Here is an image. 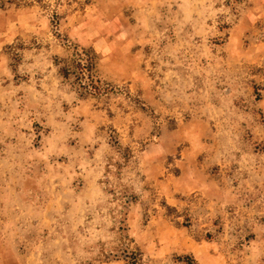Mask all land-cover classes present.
<instances>
[{
    "label": "rangeland",
    "instance_id": "obj_1",
    "mask_svg": "<svg viewBox=\"0 0 264 264\" xmlns=\"http://www.w3.org/2000/svg\"><path fill=\"white\" fill-rule=\"evenodd\" d=\"M263 4L0 9V264H264Z\"/></svg>",
    "mask_w": 264,
    "mask_h": 264
},
{
    "label": "crops",
    "instance_id": "obj_2",
    "mask_svg": "<svg viewBox=\"0 0 264 264\" xmlns=\"http://www.w3.org/2000/svg\"><path fill=\"white\" fill-rule=\"evenodd\" d=\"M260 11H262V12H260ZM257 13H262V15H264V4H263V6H262V9H259L258 10V12H256V10L255 9H250L249 11H247V13L246 14H244L243 15V17H242V19H241V22L238 24V26H237V30H238V32H240V31H244V30H246V29H250V28H252V25H254L255 23L253 22L254 20H252L253 19V17H255L256 15H257ZM261 15V14H260ZM253 16V17H252ZM259 16V15H258ZM256 19V18H255ZM235 29V30H236ZM240 44V42H237L236 43V48L238 49L239 48V45ZM233 45H235V44H233ZM254 45V44H253ZM259 48V49H258ZM264 51V42H261V44H255V46H253L252 48H251V50L249 51V52H247V54L246 55H241L244 59H249L250 60V58H252V56H254V54H257V52L258 51ZM262 55H259V56H264V52L263 53H261ZM208 253H210V251H208ZM204 257L205 256H203V259H204ZM207 257V256H206ZM201 261H203V260H201ZM200 261V262H201Z\"/></svg>",
    "mask_w": 264,
    "mask_h": 264
},
{
    "label": "trees",
    "instance_id": "obj_3",
    "mask_svg": "<svg viewBox=\"0 0 264 264\" xmlns=\"http://www.w3.org/2000/svg\"><path fill=\"white\" fill-rule=\"evenodd\" d=\"M22 3H23V0H0V9H3V8L10 6V5L20 6ZM60 72H62L64 75H66L65 74L66 70L62 69ZM134 262L136 264V259Z\"/></svg>",
    "mask_w": 264,
    "mask_h": 264
}]
</instances>
